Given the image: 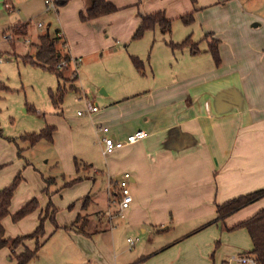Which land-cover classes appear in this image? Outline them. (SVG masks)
Instances as JSON below:
<instances>
[{
  "label": "crops",
  "instance_id": "1",
  "mask_svg": "<svg viewBox=\"0 0 264 264\" xmlns=\"http://www.w3.org/2000/svg\"><path fill=\"white\" fill-rule=\"evenodd\" d=\"M92 1L67 0L59 6L60 27L55 29L60 37L57 50L70 59L67 69L73 77L68 91L80 94L82 89L84 111L89 105L98 107L84 115L82 128L89 135L95 130L99 144L91 143V147L96 152L105 135L122 141L142 131L145 138L105 156L103 171L94 157H78L72 127H66L67 137L61 144L66 182L79 178L59 194L65 198L60 208L67 213L58 215L53 198L46 201L40 194L44 185L39 181L36 191L26 192L29 185L22 178L8 209L10 220L6 216L1 222L5 237L33 233L51 202L58 229L44 219L37 257L28 264H223L225 248L218 242V247L204 252L205 258L200 257L199 237L214 228L209 241L221 240L226 235L222 225L226 231L236 230L264 201L223 221L216 219L217 205L264 188V36L252 30L259 24H251L250 32L247 24L254 19L237 0H106L118 11L81 21L79 14ZM156 12L171 21L170 34L156 28L132 40L141 17ZM189 15L192 20L183 23L181 17ZM39 24L36 27L43 28ZM186 38L193 46L171 49L167 45ZM136 41L147 45L145 57L137 44L125 49ZM214 45L218 61L210 53ZM130 56L143 62L142 74L134 69ZM58 122H45L41 128H55L48 142L53 145ZM100 128H107V133ZM11 139H0V189L17 174L29 171L12 143L6 142ZM75 162L82 166L76 169ZM125 173L130 175L132 203L117 214L110 203ZM102 174L107 176V210L92 212L94 223L88 210L98 207L92 190ZM85 196L89 199L83 204ZM33 199L38 208L14 223L12 215ZM251 207H255L253 214L241 215ZM98 214L107 218L106 224ZM78 216L85 222L83 232L71 229ZM207 217L212 219L202 221ZM37 242L25 240L13 252L0 249V264H16V256L25 249L34 250Z\"/></svg>",
  "mask_w": 264,
  "mask_h": 264
},
{
  "label": "rangeland",
  "instance_id": "2",
  "mask_svg": "<svg viewBox=\"0 0 264 264\" xmlns=\"http://www.w3.org/2000/svg\"><path fill=\"white\" fill-rule=\"evenodd\" d=\"M237 1L240 3L242 11L254 19L247 24V27L250 28V32H252L251 24L258 23L259 26L252 30H255L257 35L264 36V0ZM58 9L59 6H56V10H46L44 0H0V139L12 137L11 141L6 142L12 143L14 151L19 153L24 165L28 164L29 166V171L26 172V175L23 176L22 173L20 174V182L25 179L23 182H25V185H29V188L25 189L26 192L28 190L36 191L35 189L38 186L37 181H39L44 185L40 194H42L46 201L53 198L52 202H54L59 212L58 215H62V213L64 215L68 210L60 208V206H62V200L65 198L62 196L63 199H61L59 194L61 191L67 189V187H64V184L68 180V174L65 173L64 164L62 162L63 158H61V152L63 150L61 144L65 140L64 137H67L66 127H72L73 149L78 157L82 155L94 157L101 170L105 171L106 168L105 156L102 155L101 150L98 149L96 152V150L91 147V143H95L97 146L99 144L97 136L94 135L95 130L92 129V135H89L88 129L82 128L83 120L86 115H78V112L85 110V107H83V100L85 98V96H82L83 91L79 84L78 88H80V94H74L67 89L70 85L69 81H72L73 77L67 69L70 61L66 62L62 60L60 62L63 64L59 69L63 74V81L61 84L66 85L67 92L65 96H63L62 103L56 106L51 100V95H55L58 87L56 76L47 69L31 65L24 59V56H33L34 48L32 43L36 40V35H38V33L46 30L48 24H50L49 33L52 35L54 34V30L60 27L59 19L61 17H59L57 13ZM233 12L234 11H229V13ZM22 23H28V36L24 38H15L12 34V29L16 25ZM38 23L42 24L43 28H37L36 25ZM134 44L139 46V51L144 57L149 53L146 48L147 45H145L143 41H136V43H132L131 47L126 46L125 49L129 51ZM58 47L60 48V41L56 48L58 49ZM121 48L124 49V46L121 45ZM97 98L100 99L102 97L97 96ZM98 105L101 107L100 104ZM58 120L60 121L58 122ZM44 121L47 123L48 121L58 122L55 124L57 127V138L54 145L53 143L51 144L42 140L34 146H30L28 142L21 141L18 138L23 134L38 133L43 127ZM40 124L42 126H38ZM77 127L78 129L76 130ZM97 177V182L94 185L92 194L94 193L93 196H95V200L97 199L96 202L98 203V207L94 205L88 210L92 218L91 220L94 223L96 215L92 212L95 211L99 213V211L106 212L107 210V176L106 174H102ZM51 179L54 181L48 183L47 181ZM259 205V208L255 210L256 212L260 209H264V201ZM254 208L251 207L246 209L241 215L248 213L253 214V212H255L253 211ZM10 214L9 212L7 215L9 220ZM92 214L94 216H92ZM98 215L99 219L106 224L108 221L107 218L102 217L100 214ZM207 216L209 217V215ZM208 217L207 220L203 218L202 221L208 222L212 219ZM213 230L215 229L213 228L209 232H213ZM221 230H223L226 235H224L221 240L216 238V240L212 242L209 241V232L207 231V233H205L204 230L203 234L196 242L198 244L195 243L196 246L201 248V258H205L203 257L204 252L210 246L215 247L217 242L219 243L218 246L225 248L224 252L227 253L225 254L223 252L222 254L224 255L222 261L224 260V262L232 254L251 251V242L245 229L226 231L224 225H222ZM131 239L134 240V238ZM226 250L231 252H227ZM25 251H27V249L23 252ZM209 256L211 257V255ZM14 259L15 258L12 257L13 262ZM202 264L205 263L202 261Z\"/></svg>",
  "mask_w": 264,
  "mask_h": 264
},
{
  "label": "trees",
  "instance_id": "3",
  "mask_svg": "<svg viewBox=\"0 0 264 264\" xmlns=\"http://www.w3.org/2000/svg\"><path fill=\"white\" fill-rule=\"evenodd\" d=\"M67 0H55L56 6H62L66 3ZM194 1V0H192ZM118 11V9L110 2L106 0H93L91 6L86 9L84 12L79 14V19L81 21H88L95 18H99L101 16H105L111 13ZM183 23L187 24L192 20V16H183L181 17ZM158 28L163 35L170 34L171 32V21L166 19L163 12H156L153 14H149L146 16H142L140 19V23L133 33L131 39L139 40L143 37V35L148 31H153ZM12 34L16 38H24L28 36V23H22L16 25L12 29ZM60 41L59 30H55L54 34H50L45 32L44 34L38 36L36 40L32 43L34 48V56H24L26 62H29L31 65H35L48 71L52 72L57 80L58 87L55 95H51L52 103L56 106L60 105L63 100V96L66 92V88L61 84L63 81L62 71L56 69V65L63 61H70L67 55H61L57 50L56 46ZM167 45L171 49H183L187 46H193L190 39L186 38L180 43L168 42ZM195 49V48H193ZM210 53L213 56L215 61H218V52L216 49V45L211 47ZM130 61L134 69L142 74L143 73V62L135 57L130 56ZM76 76H74L75 79ZM55 131L53 126L46 125L42 130L38 133L24 134L19 137L21 141L28 142L30 146H34L40 141L51 142L52 134ZM76 169L82 166V164L75 162ZM20 174H17L11 183L2 189H0V249L9 248L12 252L25 240L35 239L36 242L39 238L44 235V219L52 222L54 227L58 229L55 222V214L56 209L52 206L51 203H48L42 218H40L39 224L34 230L33 233L25 236L15 237V238H6L4 228L2 226V220L9 214V207L11 203V199L16 191L18 184L20 183ZM79 178L73 179L64 184V187L70 186ZM47 181V180H46ZM51 180H48V183H51ZM264 197V188L256 190L254 192L248 193L246 195L238 196L231 200H228L220 205L216 206V219L219 221H223L228 216L234 214L238 210L257 202L258 200ZM89 198L86 197L84 199V203L87 202ZM38 208V203L35 199L27 202L24 206H22L15 214L12 215V221L18 222L26 215L34 212ZM85 227V222L82 220L80 216L76 218L71 229L76 228L78 231L83 232ZM245 228L248 232V235L251 240L252 249L249 251L252 255H254L261 263H264V209H260L257 211L251 218L245 220L238 225L235 226V229ZM39 243H36V247L32 251H25L16 256V264H28L30 261L34 260L37 257L39 250Z\"/></svg>",
  "mask_w": 264,
  "mask_h": 264
},
{
  "label": "built area",
  "instance_id": "4",
  "mask_svg": "<svg viewBox=\"0 0 264 264\" xmlns=\"http://www.w3.org/2000/svg\"><path fill=\"white\" fill-rule=\"evenodd\" d=\"M44 4L46 6V10H56V4L54 0H44ZM41 25L39 24V27ZM66 64V63H65ZM62 63L56 65V69H60L62 67ZM98 110L96 105H89L86 111L78 112L79 116L94 113ZM100 132L107 133V128H100ZM145 138V133L142 131L135 132L133 134L128 135L125 140H115L109 135L103 136L100 140L102 143L101 153L103 156H107L115 150H119L125 146L133 145L142 139ZM129 181L130 175L128 173L123 174L120 176L119 180L117 181L118 185V195L117 197L111 201L110 205L113 206L116 210L115 213L122 214L126 211L131 203H132V196L129 191ZM110 217L111 214L108 213ZM132 245V242L130 241ZM223 264H264L261 263L254 255L250 252H240L237 254H232Z\"/></svg>",
  "mask_w": 264,
  "mask_h": 264
},
{
  "label": "water",
  "instance_id": "5",
  "mask_svg": "<svg viewBox=\"0 0 264 264\" xmlns=\"http://www.w3.org/2000/svg\"><path fill=\"white\" fill-rule=\"evenodd\" d=\"M256 25H257V24H254V26H253V27H256ZM46 31H47V33H48V29H47Z\"/></svg>",
  "mask_w": 264,
  "mask_h": 264
}]
</instances>
